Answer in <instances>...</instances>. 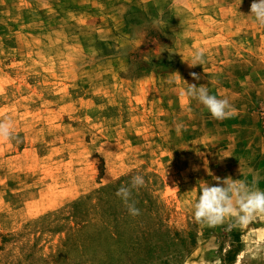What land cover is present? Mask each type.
Returning <instances> with one entry per match:
<instances>
[{
  "label": "rangeland",
  "instance_id": "374dc122",
  "mask_svg": "<svg viewBox=\"0 0 264 264\" xmlns=\"http://www.w3.org/2000/svg\"><path fill=\"white\" fill-rule=\"evenodd\" d=\"M251 3L0 0V120L22 139L0 142V264H264V215H193L216 178L264 191ZM198 48L206 62L190 68ZM185 81L236 115L213 119L181 97ZM135 175L132 216L116 192Z\"/></svg>",
  "mask_w": 264,
  "mask_h": 264
},
{
  "label": "clouds",
  "instance_id": "9594fccd",
  "mask_svg": "<svg viewBox=\"0 0 264 264\" xmlns=\"http://www.w3.org/2000/svg\"><path fill=\"white\" fill-rule=\"evenodd\" d=\"M242 2V0H241ZM248 15L252 16L260 27H264V0H252ZM206 53L202 48L195 49L191 61H186L190 68L202 66L206 62ZM178 75H180L178 73ZM196 81L200 80L199 74L190 73ZM173 81H169L172 83ZM186 82V81H185ZM187 87L180 92L181 97L195 100L210 113L215 120H225L236 115V109L227 97L218 98L209 92L206 85L197 86L195 83H187ZM2 94V90H0ZM182 125L177 127L181 131ZM15 140L17 144L22 143L21 137L13 134L11 119L0 120V142ZM215 184H203L199 189L198 199L193 205L194 219L215 226L221 224L226 218L232 217L237 224L251 222L257 215H264V191L257 188L256 181L249 184L246 180L233 179L231 177L216 178ZM145 184L142 175L131 178L129 185H121L116 195L123 201L129 214L137 216L140 210L136 202L132 200L133 190H138Z\"/></svg>",
  "mask_w": 264,
  "mask_h": 264
}]
</instances>
